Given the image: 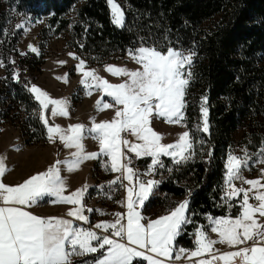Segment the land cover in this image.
<instances>
[{
	"label": "trees",
	"instance_id": "1",
	"mask_svg": "<svg viewBox=\"0 0 264 264\" xmlns=\"http://www.w3.org/2000/svg\"><path fill=\"white\" fill-rule=\"evenodd\" d=\"M79 1L4 0L0 6V59L4 62L0 126L14 125L26 144L47 138L39 102L29 91L41 72L44 54L19 48L23 30L12 25L16 13L46 17L40 50L51 35L69 31L67 44L90 64L141 46L191 50L195 53L193 75L184 110L191 155L180 163L171 156L160 157L163 166L154 168L159 184L142 210L146 217L153 207L172 208L174 197L188 200L186 216L191 222L174 242L194 248L196 229L208 228L209 216L236 217L241 212V195L232 200L225 195L226 163L235 132L241 131L238 144L248 151L264 147V0H119L125 4L123 27L113 23L107 0H86L73 16ZM17 72L18 80L13 79ZM202 97L207 98V132L203 131ZM51 107L45 116L53 125ZM151 161L147 156L132 158L139 168H147Z\"/></svg>",
	"mask_w": 264,
	"mask_h": 264
},
{
	"label": "snow or ice",
	"instance_id": "2",
	"mask_svg": "<svg viewBox=\"0 0 264 264\" xmlns=\"http://www.w3.org/2000/svg\"><path fill=\"white\" fill-rule=\"evenodd\" d=\"M107 2L113 23L123 27L125 14L121 6L115 0ZM29 50L40 54L35 46L29 45ZM129 54L142 68L129 70L106 66V71L113 76L127 77L123 83L112 84L97 75L95 69L86 70V62L74 53H69L79 60L76 70L83 73L80 83L86 90L95 87L106 96L112 97L116 105L123 106L115 112L110 121L96 123L93 118L90 128L81 123L69 125L67 129L50 125L44 112L49 110L51 105V116H68L67 100L53 99L36 85L29 88L42 109L40 119L47 127L48 140L55 142L58 139L65 148H74L76 151L71 154L72 159L57 160L46 171L32 175L23 183L14 186L3 183L2 178L8 169L4 163L5 158L0 157V264H74L73 257L95 253L100 255L87 264H133L137 258L147 264H165V260L171 259L174 241L181 234L182 227L191 222L186 216L189 201L178 203L176 207L169 209L167 214L155 220L144 217L137 209L145 206V201L159 181L140 180L137 170L130 166L132 157L127 156L123 149L127 148L136 158H152L147 174H151L155 166H163L159 159L161 155L179 157L176 163L190 158L193 145L188 131L180 134L175 143L163 144V135L157 133L150 125L153 118H164L169 124H181L184 121V110L187 107L185 96L193 75L188 69L193 63L195 53L185 54L182 50L172 47L161 50L155 46H141L130 49ZM0 67H4L2 60ZM13 79H19L18 72L13 74ZM57 79H63L67 83V74ZM87 94L91 95V91H87ZM206 100V97H202L204 132L208 131V109L204 107ZM110 107L112 105L109 103L101 105L100 100L96 102L97 111ZM124 132H130L142 143H130L122 137ZM86 133L99 142V152L85 150L83 140ZM100 155L109 158L110 171L121 173L109 182V186L117 184L118 181L124 186L122 180H127L129 185L125 186L126 223H122L125 214L114 213V221L100 222L94 226L104 234H98L93 229H85L74 223L88 222V216L84 214V197L88 186L84 185L65 195L67 186L60 168V165L64 164L66 170L72 172L77 170L82 162L97 159ZM261 156L264 157V147L261 148ZM261 162H264V159ZM245 167L247 159L229 154L226 185L230 190L225 195L228 200H232L243 194L241 212L235 218H210V231L217 233L218 239H211L203 230V226L196 229V247L190 251V257H202L204 254L210 256V259H199L196 264H216L217 261L222 264H264V222L259 219L264 218V191L258 190L264 188V184H261L259 179H245L242 175V169ZM105 168L109 170L107 165ZM235 180L251 187H237ZM254 189L257 191L251 199L257 201V204L249 203V193ZM45 197H53V203L71 205L66 215L72 219L61 216L44 217L24 210L25 207L37 205ZM87 211L91 212L93 209L89 208ZM145 220L147 222L142 223ZM216 244H227L236 250L217 255L219 250L214 251ZM188 251L179 249V253ZM176 259H180L179 254Z\"/></svg>",
	"mask_w": 264,
	"mask_h": 264
},
{
	"label": "rangeland",
	"instance_id": "3",
	"mask_svg": "<svg viewBox=\"0 0 264 264\" xmlns=\"http://www.w3.org/2000/svg\"><path fill=\"white\" fill-rule=\"evenodd\" d=\"M85 1L86 0H80L77 2L72 11L73 16L75 15L74 10H76V8ZM3 2L4 0H0V6L3 5ZM115 2L121 6L122 11L124 12V2L119 0H115ZM45 22L46 17H32L27 13H16L12 25L16 29L23 30V34L21 35L20 41L18 43V46L21 50L30 51L29 45H32L39 49V53L43 52L44 54V63L41 66V72L38 78L32 82L31 85L38 86L40 89L47 92L53 99L63 98L68 102V116H52L54 121L53 125H59L61 128L67 129L69 125L81 123L84 124L86 128H90L92 126L93 118H95L96 123L106 120L110 121L115 116V112L122 109L123 106L116 105L112 97L106 96L101 90L96 89L95 87L90 90H86L84 85L80 83L81 79L83 78V73L76 70L79 60L74 59L69 55V53H74L75 56L83 59L86 62V70L95 69L97 75L108 80L109 83L112 84L123 83L125 80H127V77L113 76L108 71H106V66L112 65L116 67L127 68L129 70L141 69L142 66L137 64L135 60L132 59L129 51L124 54L113 56L103 63L90 64L82 54L67 44V40L70 37L69 31L51 35L48 39L46 47L42 51L40 50V30L45 25ZM17 25H22V27H17ZM179 50H182L185 52V54L192 52L191 50ZM194 56L192 58L193 60ZM60 61H66V63L62 64ZM188 70L192 72V65ZM66 74L67 83H65L63 79H57V77H65ZM3 75L4 67H0V77ZM89 83H91V78H89ZM87 91H91V95H88ZM98 100L101 101V105H103V103H109L112 105V107L103 111H97L96 102ZM150 126L157 133L163 135L161 140V143L163 144L175 143L179 139L180 134L188 131L185 120L181 124H169L165 122L164 118H153ZM121 135L130 143H142V141L137 140V138L130 132H124ZM240 137L241 131L238 130L234 135L235 144L230 149L228 156L231 153L232 155L240 157L241 159H247V167L242 169L243 177L248 180L259 179L257 177L255 178V175L258 176L259 174L264 173V162H261L264 157L261 156V150L252 153L241 147L238 144ZM189 139L191 141L190 137ZM83 144L87 152H99V142L95 139H92L91 134L86 133ZM75 151L76 149L74 148H65L58 139H56L55 142H50L48 138H46V140L42 142L26 144L19 129L14 125L3 124L0 126V157L5 158L4 163L8 169L2 179L3 183L7 185L14 186L21 184L32 175H35L31 172L46 171L47 168L54 164L57 160H70L72 159L71 154ZM123 151L127 156L136 158L134 153L127 151V148H124ZM190 151H192V149ZM185 155H189V153H185ZM175 159H179V157H176ZM110 163L111 162L107 156L100 155L97 159L86 160L82 162L79 165V168L72 172H68L64 164L60 165L61 175L65 178L67 186V191L64 193L65 195L75 191L77 188H82L84 185L88 186V190L84 197V214L88 216V219L90 218V220L87 223L83 221H74V223L85 229H93L97 231L98 234L104 233L101 229H95L94 226L100 222L114 221V213L125 214V219L122 220V223H126L127 208L124 206V204L126 203L127 198L125 186H129L128 181L122 180V184L124 186H121V182L119 181L117 184L109 186L110 181L115 180L117 176L121 175L119 172L110 171ZM105 165L108 166L109 170H106ZM130 166L137 170L140 180L144 182H147L148 180L158 181V177L155 176L154 170L151 171V174H147L149 172L148 167L139 168L133 164ZM21 168H23L22 173H20ZM9 169H11L10 172ZM15 172L17 173L15 174ZM234 183L237 187H243L246 189L247 184H243L240 180H235ZM249 186L250 185H247V188H249ZM229 190L230 189L227 188L225 179V192ZM258 190L262 191L261 188ZM256 191L257 190H255V192ZM240 195L242 199L243 194L241 193ZM109 196L111 198H108ZM174 201L175 204L172 208L176 207L178 203L184 201V198L174 197ZM42 202L43 201H40L41 204H43ZM46 202L49 203L48 205L52 204L54 210L58 211V213L61 215H63L67 209L72 207L67 204L53 203V201L50 200ZM89 208L93 209V211H87ZM137 210L141 211V214L144 216L142 208H138ZM168 210L169 209H165L164 207H153L149 209L145 215L148 220H155L156 218L167 214ZM210 218L215 219L218 217L209 216V225L211 224ZM146 222L142 221V223ZM97 257L89 258L87 255L82 257H73L72 259L74 264H87V262L94 261ZM174 258L175 257H171V260ZM134 261L138 264L141 259L137 258Z\"/></svg>",
	"mask_w": 264,
	"mask_h": 264
},
{
	"label": "crops",
	"instance_id": "4",
	"mask_svg": "<svg viewBox=\"0 0 264 264\" xmlns=\"http://www.w3.org/2000/svg\"><path fill=\"white\" fill-rule=\"evenodd\" d=\"M43 166V165H42ZM27 167V166H25ZM11 171V169H9V172ZM23 172V168L20 169V173ZM42 172V171H40ZM17 172H15L16 174ZM31 173H34V174H37L39 173L38 171H33ZM259 178L260 179V182L261 184H264V173L262 174H259L258 176L255 175V178ZM250 188V186H249ZM247 188V185H246V189H249ZM262 191H264V188H261ZM255 189L249 193V196H250V199H249V202L251 204H257L258 202L251 199L252 196H254L255 194ZM243 198V196H242ZM53 201L54 198L53 197H45L43 200L42 203L44 204H41L40 202L37 204V205H34L32 207H25L24 210L26 211H30L32 212L33 214H36V215H40V216H44V217H48V216H61V217H64V218H68V219H72L71 217H67L66 213L69 209H67L65 211V213L63 215H61L60 213H58V211H55L54 210V207L52 204L48 205L49 203L46 202V201ZM45 202V203H44ZM43 205V206H42ZM71 206V205H69ZM218 218L219 217H232V216H217ZM232 218H235V217H232ZM262 222H264V218H259ZM90 220V218L88 219V221ZM78 225V224H77ZM80 226V225H78ZM81 227V226H80ZM210 227H211V224L208 226V228L206 227H203V230H205L207 232V235L211 238V239H218V234L217 233H213L210 231ZM196 247V246H195ZM195 247L194 248H187V247H183V246H176L174 244V250H173V254H172V257H175L173 260L171 259H167L165 260V264H196V262L199 260V259H210V256L209 254H204V256L202 257H190V251L192 250H195ZM180 248H184V249H187L189 250L188 252H185V253H179V249ZM215 250H219L216 254L219 255L223 252H227V251H234L236 250V248H230L227 244H216L214 245V251ZM180 255V259H176V256L177 255ZM163 259V258H161ZM216 264H222V262L220 261H217Z\"/></svg>",
	"mask_w": 264,
	"mask_h": 264
},
{
	"label": "built area",
	"instance_id": "5",
	"mask_svg": "<svg viewBox=\"0 0 264 264\" xmlns=\"http://www.w3.org/2000/svg\"><path fill=\"white\" fill-rule=\"evenodd\" d=\"M128 134H129V133H128ZM126 136H127V133H126ZM138 264H147V262H146V261H143V260L141 259V261H140Z\"/></svg>",
	"mask_w": 264,
	"mask_h": 264
}]
</instances>
